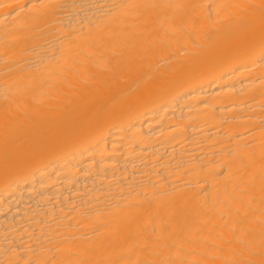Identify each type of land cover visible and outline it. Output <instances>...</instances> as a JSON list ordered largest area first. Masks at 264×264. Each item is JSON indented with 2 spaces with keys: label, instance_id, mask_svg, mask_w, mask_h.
I'll return each mask as SVG.
<instances>
[{
  "label": "bare ground",
  "instance_id": "bare-ground-1",
  "mask_svg": "<svg viewBox=\"0 0 264 264\" xmlns=\"http://www.w3.org/2000/svg\"><path fill=\"white\" fill-rule=\"evenodd\" d=\"M0 264H264V0H0Z\"/></svg>",
  "mask_w": 264,
  "mask_h": 264
}]
</instances>
